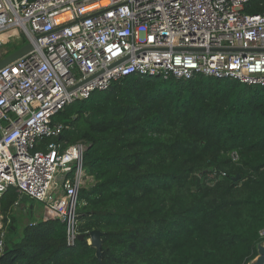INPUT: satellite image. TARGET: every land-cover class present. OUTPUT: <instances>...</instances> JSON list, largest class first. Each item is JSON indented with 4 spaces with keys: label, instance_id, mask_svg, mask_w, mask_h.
I'll return each mask as SVG.
<instances>
[{
    "label": "trees",
    "instance_id": "trees-1",
    "mask_svg": "<svg viewBox=\"0 0 264 264\" xmlns=\"http://www.w3.org/2000/svg\"><path fill=\"white\" fill-rule=\"evenodd\" d=\"M243 13L264 15V0H250ZM54 120L64 125L55 142L86 146L92 183L78 189L76 207L84 239L68 245L52 214L23 225L20 241L8 239L18 222V196L8 189L0 199L4 223L10 219L0 264H248L256 257L264 87L129 75ZM92 230L101 232L100 260L89 245Z\"/></svg>",
    "mask_w": 264,
    "mask_h": 264
},
{
    "label": "built area",
    "instance_id": "built-area-1",
    "mask_svg": "<svg viewBox=\"0 0 264 264\" xmlns=\"http://www.w3.org/2000/svg\"><path fill=\"white\" fill-rule=\"evenodd\" d=\"M249 1L0 0V60L32 45L0 69V199L42 203L73 245L86 146L55 142V116L129 75L264 87V15L244 14ZM9 223L0 212V253Z\"/></svg>",
    "mask_w": 264,
    "mask_h": 264
},
{
    "label": "rangeland",
    "instance_id": "rangeland-1",
    "mask_svg": "<svg viewBox=\"0 0 264 264\" xmlns=\"http://www.w3.org/2000/svg\"><path fill=\"white\" fill-rule=\"evenodd\" d=\"M92 183V179L88 176H85L83 179V186H89ZM26 200V199H24ZM31 204L33 206L32 215L28 213V207ZM30 208V207H29ZM13 214L17 217L18 222L16 226V231L14 233H8L7 238L12 239L14 238L15 241H20L22 237V227L23 225L40 220L43 216H47L50 214L48 210L44 207L42 203L33 201V200H26L19 202V205L13 208Z\"/></svg>",
    "mask_w": 264,
    "mask_h": 264
},
{
    "label": "water",
    "instance_id": "water-1",
    "mask_svg": "<svg viewBox=\"0 0 264 264\" xmlns=\"http://www.w3.org/2000/svg\"><path fill=\"white\" fill-rule=\"evenodd\" d=\"M31 49H32V45L31 44H27L24 47H22L21 49H19L16 52L12 53L11 55L3 58L2 60H0V69L5 67L6 65L12 63L16 59L22 57L27 52H29ZM237 180H238V176L234 179V181H237ZM31 208H32V206H31ZM88 237H89V242H90L89 245L92 248H94V250H95V257L97 258V260H100L101 256H102V252H101V245H102L101 232L98 231V230H92V231H90L88 233ZM83 239H84V235H80L79 234L77 236V240H83ZM248 264H264V242L258 244V246H257V255Z\"/></svg>",
    "mask_w": 264,
    "mask_h": 264
},
{
    "label": "bare ground",
    "instance_id": "bare-ground-1",
    "mask_svg": "<svg viewBox=\"0 0 264 264\" xmlns=\"http://www.w3.org/2000/svg\"><path fill=\"white\" fill-rule=\"evenodd\" d=\"M7 38V35L2 36V40H6Z\"/></svg>",
    "mask_w": 264,
    "mask_h": 264
},
{
    "label": "crops",
    "instance_id": "crops-1",
    "mask_svg": "<svg viewBox=\"0 0 264 264\" xmlns=\"http://www.w3.org/2000/svg\"><path fill=\"white\" fill-rule=\"evenodd\" d=\"M31 208V207H30ZM31 210L33 211V206H32V208H31ZM31 215H32V213H31ZM44 217V216H43Z\"/></svg>",
    "mask_w": 264,
    "mask_h": 264
}]
</instances>
